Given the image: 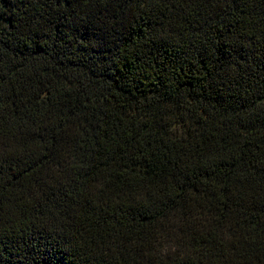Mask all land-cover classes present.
<instances>
[{
	"label": "trees",
	"instance_id": "trees-1",
	"mask_svg": "<svg viewBox=\"0 0 264 264\" xmlns=\"http://www.w3.org/2000/svg\"><path fill=\"white\" fill-rule=\"evenodd\" d=\"M0 264H264V0H0Z\"/></svg>",
	"mask_w": 264,
	"mask_h": 264
}]
</instances>
